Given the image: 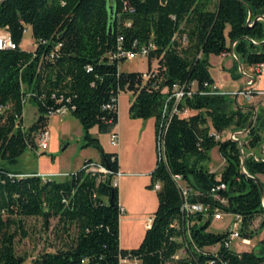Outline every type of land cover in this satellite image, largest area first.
Segmentation results:
<instances>
[{"label":"trees","instance_id":"1","mask_svg":"<svg viewBox=\"0 0 264 264\" xmlns=\"http://www.w3.org/2000/svg\"><path fill=\"white\" fill-rule=\"evenodd\" d=\"M122 1L0 0V28H6L16 43L0 49V264H20L26 258L15 250L16 237L27 235L25 216L38 217L44 231L51 228V247L31 258L35 264H119L122 257L137 258L140 264H163L179 246L168 238L174 233L171 220L178 215L180 201L171 174H180L189 188V200L215 203L209 188L217 181L216 173L208 167L213 145L224 161L219 178L225 186L217 190L227 199L222 208L241 213L242 225L259 216L258 227L264 231L261 194L251 177L264 174V160L247 154L264 141V106L254 108L242 140L248 176L239 166L238 142L229 137L216 139L211 132L244 127L253 109L243 106L247 102L235 103L228 93L197 91L204 82H212L209 54L229 51L233 40V52L243 67L264 62V20L258 17L264 15V0H127L132 12L122 8ZM248 8L250 25L245 23ZM24 26L30 27L34 40L29 50L19 45ZM117 34L126 46L152 42L146 70L154 58V75L143 78L142 71L118 69L116 62L107 59ZM235 68L233 59L232 76ZM172 81L195 82L192 93L179 101L194 111L168 119L163 134L166 163L153 165L147 184L152 188L154 181L159 182L156 206L135 247L119 246V203L110 173L102 176L80 166L55 178L9 167L26 148L36 147L34 136L47 124L48 110L61 104L68 105L69 113L79 121L86 139L83 144L98 146L88 129L96 125L106 132L115 125L116 110L102 105L117 86L132 92L129 116H151L155 129L166 96L161 88ZM26 93L34 102L36 116L23 125L22 96ZM100 153L98 161L114 171L116 152L100 149ZM260 183L264 191V179ZM209 224L210 216L195 217L191 232L200 246L224 234L225 230H208ZM240 233L249 235L242 228ZM218 251L221 257L191 252L172 263L210 264L207 260L213 258L212 264L221 260L264 264V233L250 249L235 251L220 244Z\"/></svg>","mask_w":264,"mask_h":264},{"label":"rangeland","instance_id":"2","mask_svg":"<svg viewBox=\"0 0 264 264\" xmlns=\"http://www.w3.org/2000/svg\"><path fill=\"white\" fill-rule=\"evenodd\" d=\"M33 46L34 40L31 35V30L30 27H27L22 34L21 47L23 49L29 50ZM212 59L215 60L216 58L213 57ZM155 64L156 60L152 58L150 65L154 67ZM118 67L124 71H145L147 68V58L146 56H136L131 59H125L119 63ZM232 68L233 61L231 69H221L220 64L214 63L211 65L209 63L208 66L210 75L213 76V78H216L218 81L220 80V86L223 88H231L232 84L234 86H236L235 84L239 86L242 83L240 74L237 76L236 71L238 68H235L232 71L234 76L231 74ZM260 82L264 83V72L260 78ZM234 94L229 95H231L233 98ZM131 98L132 92L129 89L124 88L119 90L117 103L119 117L118 131L120 136V143L118 145V158L120 162L122 161L124 164L132 163L134 160H136L140 167H144L149 160L148 158L151 148L147 133L145 131L137 133L136 138L130 139L126 145L123 144V138L126 136V130L122 122V117L128 113V104ZM243 101L245 102V98L240 94H236L235 102L241 104ZM258 105L264 106L263 97L258 98L257 105L255 107ZM35 116L36 107L34 102L31 99L26 98L22 106L23 124H30ZM47 127V146L44 149H38L39 153L34 149L26 148L18 156L17 161L9 165L11 169L28 172L40 171L42 173H47V175L51 177L62 178L67 172L76 170L80 166H83L87 159L84 157H90L88 161H98L101 156L100 149L104 151H113L117 148L116 146L109 144V132L98 130L96 125H93L89 131L92 136L97 138L98 146H95L92 143H88L86 145L83 144L86 141V139L83 137V130L77 118L71 113H66L60 116L57 114L48 115ZM111 128L112 126L110 129ZM208 152L210 155L208 166H210L215 171V173L219 175V171L224 161L220 156H218L216 145H213ZM209 162L212 163L209 165ZM258 178L262 180V178ZM118 180V198L121 200L123 205H125L126 210H131L134 208V210L137 211L139 208L145 206V216L147 217L150 215L152 209L156 205V195L155 189L149 188L147 186L149 177L144 175V178H141V176L139 178H131L130 176L123 175L120 176ZM224 218L221 220L210 221L207 229L214 232L221 231L223 229ZM259 219L260 217L256 216L252 220L245 222V224L242 226V230L246 233H249L248 236L250 238V243L242 244L239 242V238L236 237L230 241L231 249L246 248L250 244L255 243L256 245L259 244ZM142 222L143 221L139 219L128 220L121 214V217L118 220V242L120 247L130 248L135 247L138 244L140 236L144 230ZM52 223H54L53 219L51 220V224ZM23 225L27 231V235L22 238H19L18 236L16 237L15 250L18 253L26 255V258L22 260L20 264H35L31 258L37 255V253L41 250L49 249L51 247L49 239L51 237V228H48L47 230L45 229L44 231L40 226V219L36 216H25L23 218ZM263 233L264 231L261 232L260 235H263ZM119 264H140V262L137 259H133L132 257H127L123 260L120 259Z\"/></svg>","mask_w":264,"mask_h":264},{"label":"built area","instance_id":"3","mask_svg":"<svg viewBox=\"0 0 264 264\" xmlns=\"http://www.w3.org/2000/svg\"><path fill=\"white\" fill-rule=\"evenodd\" d=\"M122 8L128 12L133 11V7L128 3L127 0L122 1ZM126 24L129 23V20L125 21ZM28 26H24L23 31ZM16 43L10 37L9 32L6 28H0V49L7 47H15ZM57 46V45H56ZM153 44L151 41H148L147 44H140L136 47L126 46L123 42V37L119 34L115 37L114 45L106 52V57L109 61L116 62L117 68L121 61L125 59H131L136 56H146L149 47H152ZM249 73L252 75L247 76L245 79L244 85L240 89H235L231 91H226L219 88L213 82H204L201 87L197 89L198 93L202 94H211V93H228L233 95L234 93L240 94L246 100L254 95H261L264 97V87H257L255 80L262 74L264 69V62L259 61L248 65ZM86 70H89L91 66L89 64L85 65ZM156 73V68L151 67L148 70L142 71V77L147 78ZM196 88L195 82H190L189 85L185 81H172L168 86H163L161 89L166 93L164 103L161 108V117L157 122V125L154 129V141H153V150H154V164L156 163H166L165 157V148L163 141V134L168 122V119L171 115H176L178 117H184L191 113V109L186 106H180L179 101L183 96H188ZM121 90L119 86L116 87V91L111 95L110 100L102 105V107L110 108L116 110L117 112V103H118V92ZM28 93L22 96V101L27 98ZM70 108L66 104L57 105L54 108L48 110V114H57L58 116L69 113ZM23 124V122H22ZM24 125V124H23ZM246 132V131H245ZM245 132H239L238 130L232 132L231 129H227L224 132L212 130L213 137L216 139H222L229 137L234 139L236 137H242L245 135ZM34 140L36 147L34 150L38 152V149H44L47 146L48 140V128L47 124L39 127L35 133ZM118 133L112 128L108 134V142L112 146L118 145ZM39 153V152H38ZM247 154L251 155L254 159L264 160V141H261L257 147L256 151L248 150ZM86 171H99L102 176L106 173H110V184L117 186L119 176L121 171L116 168L114 171L109 169L107 166L103 165L99 161H88L86 160L82 166ZM49 176V175H47ZM172 179L174 180L178 194H179V207L178 215L171 220V225L174 229V233L170 234L168 238L170 240L177 241L179 243L178 248L170 255L168 259L163 261V264H173L172 261L176 258L187 256L191 252L195 253H208L209 257H221L218 251L219 245L222 244L224 248H230V241L234 238H239V242L242 244L250 243V238L248 235L240 233L242 228V215L239 212L226 211L222 208L223 205H226L227 199L224 195L217 192L218 189H222L225 186L224 181L219 178V175H216V183L210 186L209 190L212 197L215 200V203L210 201L202 200H189V188L186 186L185 182L181 178L180 174L173 173L171 174ZM153 189L159 188V182L154 181L152 184ZM122 210V207L119 205V212ZM200 215L202 218L210 216V221L212 220H221L226 219V223L223 226L222 230L224 231L223 236L220 240L213 243L205 244L203 246L198 245L193 237L191 232V227L195 221V217ZM151 223V215H149L145 220V227L147 228ZM252 247V245H251ZM249 247V249L251 248ZM231 249V248H230ZM235 251L242 250L233 249ZM127 257H122L120 259H125ZM133 259H137L132 257ZM119 259V261H120ZM208 263H213V258L207 260ZM220 264H226L225 260H221Z\"/></svg>","mask_w":264,"mask_h":264},{"label":"crops","instance_id":"4","mask_svg":"<svg viewBox=\"0 0 264 264\" xmlns=\"http://www.w3.org/2000/svg\"><path fill=\"white\" fill-rule=\"evenodd\" d=\"M19 45L21 47V40L19 42ZM213 57H215L216 59L213 60L212 59ZM208 60H209L210 65L212 63H214V64H220L221 69H225V68L226 69H229V68L231 69L233 58L231 57L229 51H221V52H219L217 54H213V53L209 54ZM241 66L243 67L242 64H241ZM245 67H246V69H245ZM248 68H249L248 66H245L244 65L243 70L246 71V72H249V69ZM263 72H264V69H263ZM263 72H262V74H263ZM262 74L255 80L256 86L257 87H260V88L261 87H264V83H261L260 82V78H261ZM237 76H239V75H237ZM246 77L247 76L245 74H243V73L240 72V79H241L242 83L239 86H237V84H235L237 86L236 87V86H234L232 84V87L231 88H223V87L220 86V84H221L220 80L218 81L216 78H213V76H211L212 82L215 83L219 88H221L223 90H226V91H230V90H233V89H237L241 85H244ZM260 97H263V96H261V95H254V96H251L247 100L245 99V102L253 105V108H255V106L257 105V100ZM193 111L191 109V112H193ZM127 114L128 113H126V115H124L122 117V122H123L124 128L126 130V136H124V138H123V144L124 145L128 144V142H129L130 139L136 138L137 133H140V132L145 131L147 133V135L149 136V140H150V144H151L150 145V147H151L150 148V155H149V158H148L149 160L146 163V166H144V167H140L139 166V163H137L136 160H134L132 163H127V164H124V162H122V161L120 162V160L118 158V145L120 143V136H119V131H118V122H119L118 119H119V117H118V111H117V121H116L115 125L113 126L114 128L112 127L118 133V139H119L118 145L116 146L117 148L113 150V151L116 152L117 168L121 171V175L120 176L126 175V176H130L131 178H139L141 176V178H144V175H146V176L149 177V171L152 169V167L154 165V150H153V141H154L153 140L154 139V119L151 116L150 117H146V118H140V117H130ZM92 127H93V125L91 127H89V129L92 128ZM89 129H88V131H89ZM211 129L212 128H210V130ZM225 130H227V129H223L221 131L224 132ZM106 132H109V131H106ZM216 150H217V148H216ZM217 152H218V150H217ZM218 156H220L219 152H218ZM84 158H90V157H84ZM211 163L212 162H209V165ZM208 167H209L210 170H213L210 166H208ZM36 172L38 174L44 176V177L47 176V173H42L40 171H36ZM216 175H217V173H216ZM120 176H119V178H120ZM257 176L260 177V178H262V179H264V174L263 173H258ZM118 182H119V180H118ZM118 185L119 184H117V186H116L117 187V200H118L119 205L122 207V210L118 214V220L120 219L121 214L124 216V218H127L128 220L129 219L130 220L131 219H139V220H142L143 221L142 222V225H143L144 230H145V228H146L145 227V220L149 216V215L147 217L145 216L144 210L146 209V207L143 206V207L139 208L137 211H135L134 208L131 209V210H126L125 205H123V203L121 202V200L118 198V189H119ZM154 208L152 209L151 213L153 212ZM151 213H150V215H151ZM225 223H226V219H224L223 226L225 225ZM144 230H143V232H144ZM143 232H142V234H143ZM261 232H263V229H260L258 238L262 237V235H260ZM142 234L140 236V239L142 237ZM251 245L253 246V244H250L246 248H241V249H249V247H251ZM137 260L139 261V259H137Z\"/></svg>","mask_w":264,"mask_h":264},{"label":"water","instance_id":"5","mask_svg":"<svg viewBox=\"0 0 264 264\" xmlns=\"http://www.w3.org/2000/svg\"><path fill=\"white\" fill-rule=\"evenodd\" d=\"M250 15H251V10L248 8L247 17H246V21H245L246 25H250V24H251V23H249ZM258 17H260V18H262V19L264 20V15H258ZM255 18H257V16H254L253 19H252V21H253ZM108 29H109V25H108ZM263 40H264V37H263ZM234 41H235V40L231 41V43H230V45H229V52H230V55H231V57L236 61V63H237V67H238L239 71H240L241 73L245 74L246 76H250V77H251L252 75H251L249 72H246V71H244V70L242 69V66H241L240 61L238 60V58L236 57V55H235L234 52H233V44H234ZM242 86H243V85H241L238 89H240ZM235 97H236V94H234V96H233V101H234V102H235ZM235 103H236V102H235ZM243 106H244V107H251V108L253 109V110H252V115L249 117V119L247 120V123H246V125H245L244 127H242V128H238V129H231L232 132H234V131H236V130H238L239 132H245V131H247V128H248V126H249V124H250V121H251V119H252V116H253L254 113H255V109H254L251 105H249V104H245V105H243ZM243 139H245V135L242 136V137H236V138H235V140L238 142L239 149H240V152H241L240 161H239V166H240V169H241V171H242L243 173H245V174L248 175V176H251V175L247 174V172H246L245 169L243 168V158H244V154H243V152H242V140H243ZM251 177L256 181V183H257V185H258V188H259V191H260V194H261V204H262V206L264 207V191H263L262 185H261V183H260V180H259L257 177H255V176H251ZM110 201H111V199H110Z\"/></svg>","mask_w":264,"mask_h":264}]
</instances>
